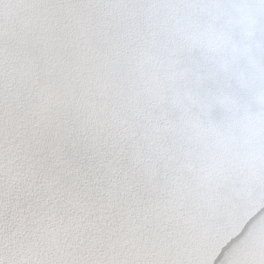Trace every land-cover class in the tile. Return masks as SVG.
I'll list each match as a JSON object with an SVG mask.
<instances>
[{
    "label": "snow or ice",
    "instance_id": "obj_1",
    "mask_svg": "<svg viewBox=\"0 0 264 264\" xmlns=\"http://www.w3.org/2000/svg\"><path fill=\"white\" fill-rule=\"evenodd\" d=\"M0 264H264V0H0Z\"/></svg>",
    "mask_w": 264,
    "mask_h": 264
},
{
    "label": "water",
    "instance_id": "obj_2",
    "mask_svg": "<svg viewBox=\"0 0 264 264\" xmlns=\"http://www.w3.org/2000/svg\"><path fill=\"white\" fill-rule=\"evenodd\" d=\"M219 115H220V113L219 112H217V116L219 117Z\"/></svg>",
    "mask_w": 264,
    "mask_h": 264
}]
</instances>
